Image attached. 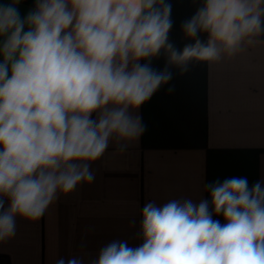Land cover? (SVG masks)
I'll return each instance as SVG.
<instances>
[{
  "label": "clouds",
  "instance_id": "obj_1",
  "mask_svg": "<svg viewBox=\"0 0 264 264\" xmlns=\"http://www.w3.org/2000/svg\"><path fill=\"white\" fill-rule=\"evenodd\" d=\"M20 3H0V242L16 235L17 217L39 219L93 183L92 162L113 141L122 152L144 134L139 109L170 84L172 65L184 74L192 61L231 59L264 35V0H193L181 28L194 42L182 49L169 39L167 0H35L23 18ZM204 189L212 211L208 199L150 200L143 242L114 240L90 264H264V184L231 177Z\"/></svg>",
  "mask_w": 264,
  "mask_h": 264
},
{
  "label": "crops",
  "instance_id": "obj_2",
  "mask_svg": "<svg viewBox=\"0 0 264 264\" xmlns=\"http://www.w3.org/2000/svg\"><path fill=\"white\" fill-rule=\"evenodd\" d=\"M167 2L173 20L169 39L182 49L194 41L181 25L199 3ZM34 6L35 0H21V17ZM199 38L206 41L207 34ZM254 39L231 59L192 61L184 74L172 65L170 84L139 109L144 134L122 152L113 141L92 162L95 181L61 196L39 219L17 217L16 235L0 242V264H55L60 258L67 264L72 257L90 264L114 240L130 247L143 242L138 236L141 212L150 200L162 205L181 197L197 203L208 199L212 211L204 184L231 177H246L249 187L264 184V35ZM166 59L163 54L153 58V67L163 69ZM213 219L226 222L222 214Z\"/></svg>",
  "mask_w": 264,
  "mask_h": 264
}]
</instances>
